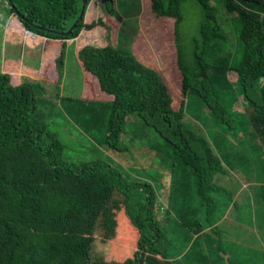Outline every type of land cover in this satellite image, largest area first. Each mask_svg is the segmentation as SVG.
Here are the masks:
<instances>
[{
  "label": "trees",
  "instance_id": "16d2710c",
  "mask_svg": "<svg viewBox=\"0 0 264 264\" xmlns=\"http://www.w3.org/2000/svg\"><path fill=\"white\" fill-rule=\"evenodd\" d=\"M12 1L8 41L44 47L37 69L8 60L0 72V264H183L167 257L168 239L152 186L129 182L104 161L61 163L62 143L46 125L32 121L35 87L21 79L60 85L68 42L77 43L84 94L66 98L77 103L69 111L75 121L89 133L106 129L105 141L117 149L128 115L138 113L197 177L210 214L215 207L211 177L224 168L205 135L183 122L188 96L198 97L217 120L228 122L229 111L214 87H227V74L235 71L248 101L247 117L264 148V1L225 0L226 9L241 20V60L236 66L226 59L210 64L197 53L191 74L177 45L183 0H143L149 13L142 16L129 51L114 46L107 17L97 16L98 0H85L84 14L67 36L60 33L79 17L82 0ZM199 3L203 44L213 47L226 35L209 0ZM174 63L179 85L173 83L177 72L166 75L160 68ZM44 135L51 139L48 146ZM186 210L182 224L202 233L196 211Z\"/></svg>",
  "mask_w": 264,
  "mask_h": 264
},
{
  "label": "rangeland",
  "instance_id": "374dc122",
  "mask_svg": "<svg viewBox=\"0 0 264 264\" xmlns=\"http://www.w3.org/2000/svg\"><path fill=\"white\" fill-rule=\"evenodd\" d=\"M209 5L226 35L224 40L213 42V47L203 44L200 33L203 11L199 0H183L180 4L182 19L177 27V45L188 74L193 73L196 67L197 53H201L210 64L226 59L236 66L241 60L243 46L239 14L229 12L225 0H209ZM96 8L97 16H106L111 25L114 46L129 51L141 30L142 16L146 18L149 13L143 0H98ZM9 11L8 2L0 0V72L8 60H18L37 69L44 46L30 48L25 43L8 41ZM76 46L77 43L68 42L60 85L25 76L21 79L35 87L37 110L32 114V121L46 125L62 143L60 162L78 166L89 161H104L129 182L150 184L155 193L161 226L168 239V259H177L183 264H211L207 242L182 224L181 214L187 207L190 208L186 211H196L204 223L205 236L215 223L223 221L221 226L210 230V236L215 240L225 242L228 238L234 243L240 236L249 240L252 238L250 232L255 234V225L264 243V148L259 146L247 117L248 101L236 72H228L227 87H214L220 102L229 111L228 122L217 120L209 107L194 95L188 96L183 120L188 129L205 135L223 163V172H215L211 177L215 207L209 214L198 192L197 177L176 157L172 144L155 128L148 126L138 113L127 117L118 147L121 150L105 141L106 129L99 128L89 133L75 121L69 111L71 105L77 103L66 98L76 100L82 97L85 85L83 70L74 53ZM160 68L166 75L177 72L175 63ZM177 77L176 81L173 80L175 85H179L181 75ZM180 100L179 95L176 105ZM50 141L47 135L43 136L44 146H48ZM227 215L225 220L223 217Z\"/></svg>",
  "mask_w": 264,
  "mask_h": 264
},
{
  "label": "crops",
  "instance_id": "0c3cea01",
  "mask_svg": "<svg viewBox=\"0 0 264 264\" xmlns=\"http://www.w3.org/2000/svg\"><path fill=\"white\" fill-rule=\"evenodd\" d=\"M223 218L225 220L228 219V215ZM222 224L223 221L215 223V226L208 230V235L206 236L203 232L196 234L200 235L207 242L208 257L211 264H264V243L261 241L257 226H253L255 234L250 232L251 239L244 240L240 236L233 243L227 237L225 242H221L215 240V237L210 236L212 233L210 230H214Z\"/></svg>",
  "mask_w": 264,
  "mask_h": 264
},
{
  "label": "water",
  "instance_id": "95a60500",
  "mask_svg": "<svg viewBox=\"0 0 264 264\" xmlns=\"http://www.w3.org/2000/svg\"><path fill=\"white\" fill-rule=\"evenodd\" d=\"M264 1V0H263ZM8 2L10 3L11 6H13V1L12 0H8ZM85 0H82V8H81V12L79 17L76 19V21L72 24V26L70 27L69 30H67L66 32H62L60 33L61 35L67 36L76 26L77 22L82 18L83 14H84V8H85ZM40 28V27H39ZM48 31H52V30H48Z\"/></svg>",
  "mask_w": 264,
  "mask_h": 264
}]
</instances>
